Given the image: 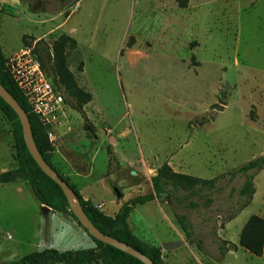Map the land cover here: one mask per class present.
Here are the masks:
<instances>
[{
  "label": "rangeland",
  "instance_id": "374dc122",
  "mask_svg": "<svg viewBox=\"0 0 264 264\" xmlns=\"http://www.w3.org/2000/svg\"><path fill=\"white\" fill-rule=\"evenodd\" d=\"M62 35L75 43L65 67L91 95L82 113L52 72V44ZM0 47L6 60L24 47L36 51L60 88L51 162L85 200L113 217L122 203L152 192L163 166L224 177L211 204L192 198L199 207L177 206L192 225L191 242L184 235L189 247L164 251L175 249V264H264V253L238 245L247 219L264 218L263 160L250 204L221 228L245 179L227 174L264 155V0H0ZM13 146L0 114V173L17 165ZM44 207L27 182L0 184V264L43 249L95 247L78 220ZM129 224L154 247L182 232L169 203L157 199L136 206ZM213 233L237 250L221 256Z\"/></svg>",
  "mask_w": 264,
  "mask_h": 264
},
{
  "label": "trees",
  "instance_id": "16d2710c",
  "mask_svg": "<svg viewBox=\"0 0 264 264\" xmlns=\"http://www.w3.org/2000/svg\"><path fill=\"white\" fill-rule=\"evenodd\" d=\"M180 7L184 8V5ZM70 45L73 47L75 45L74 41L64 35L60 36L52 44L51 50L54 62L52 72L58 78L67 96L74 101L72 109L82 113V107L90 101L91 95L84 89L76 86L72 75L65 67L64 52L67 48H71ZM33 52L36 51L33 50ZM6 61L0 47V86L25 111L35 149L40 158L56 172L51 162V145L47 137V129L31 112L27 100L10 75ZM0 114L10 124L14 140L15 161L17 163L15 168L0 173V184L25 181L41 205L49 208L54 213L67 216L72 221H77L70 201L31 157L24 143L19 118L1 96ZM261 169L262 159L256 158L227 174L228 181L233 180L236 176H243L245 179L237 192L236 202L232 204L234 207L237 205L236 210L231 213L228 211L230 214L221 224V228L250 204L255 194L253 180L256 173ZM251 171L252 174H249ZM221 178L224 177H215L210 180L200 179L189 175L174 173L167 166H163L151 178L152 192L136 196L122 203L113 217L105 215L95 205L85 200L73 186L69 185V187L76 197L78 206L98 231L138 251L152 264H165L161 257L160 247L151 246L132 234L128 219L133 209L138 205H143L156 199L160 202H168L172 211H174L176 224L180 227L186 239L191 242L190 238L192 233L190 229L192 225L185 216L177 214L175 209H177L178 205L185 203H188V206L191 208L199 207L196 202L190 201L192 198H196L199 201L205 200L208 204H211V195L216 190V185ZM180 191H184V195H178ZM214 238L217 243L216 249L221 256H224L227 251L237 250L236 245L221 241L215 235ZM94 242L96 244L94 248L68 251L43 249L26 254L18 260L7 264H92L96 261H99L101 264H143L138 259L115 247L104 244L96 239H94ZM238 245L252 256H262L264 247V218L251 215L247 219L241 228Z\"/></svg>",
  "mask_w": 264,
  "mask_h": 264
},
{
  "label": "built area",
  "instance_id": "2783aa9c",
  "mask_svg": "<svg viewBox=\"0 0 264 264\" xmlns=\"http://www.w3.org/2000/svg\"><path fill=\"white\" fill-rule=\"evenodd\" d=\"M6 66L31 112L46 127L49 141L52 140L53 132L49 127L64 105L60 88L46 77L42 64L30 48L24 47L9 57Z\"/></svg>",
  "mask_w": 264,
  "mask_h": 264
},
{
  "label": "water",
  "instance_id": "95a60500",
  "mask_svg": "<svg viewBox=\"0 0 264 264\" xmlns=\"http://www.w3.org/2000/svg\"><path fill=\"white\" fill-rule=\"evenodd\" d=\"M0 96L9 104V106L17 114L23 132L24 143L31 157L36 162L38 167L61 189L65 197L70 201L74 215L76 216L79 223L82 224V226L87 230V232L96 240L125 252L126 254L138 259L143 264H152L144 255H142L138 251L134 250L128 245H125L117 240L112 239L109 236L104 235L92 225L90 220L86 217V215L78 206L76 197L73 191L71 190V188L69 187V185L64 180H62L58 176V174L40 158L31 138L28 119L25 111L22 108H20V106L17 104L14 98L1 86H0ZM262 160L264 162V155L262 156ZM114 193L116 194L117 197L120 196V193L117 190H114ZM72 202L75 204L76 209L73 208ZM44 209L49 210V208L47 207H44ZM179 245H180L179 243H163L161 244L160 247L162 250H167V249L175 248L176 246Z\"/></svg>",
  "mask_w": 264,
  "mask_h": 264
},
{
  "label": "crops",
  "instance_id": "0c3cea01",
  "mask_svg": "<svg viewBox=\"0 0 264 264\" xmlns=\"http://www.w3.org/2000/svg\"><path fill=\"white\" fill-rule=\"evenodd\" d=\"M22 49V48H21ZM19 51V50H18ZM173 159L174 158H170V160L168 161V165H169V167H171V168H173L174 169V165H173ZM153 201H150V202H147V203H152ZM146 204V203H145ZM144 205V204H143ZM50 210V209H49ZM134 210V209H133ZM118 211V210H117ZM133 212V211H132ZM117 213V212H116ZM132 214V213H131ZM131 214H130V216H131ZM130 216H129V218H130ZM258 216V215H257ZM128 223H129V219H128ZM129 226H130V224H129ZM175 237H176V240H174V239H169V240H167V241H163L161 244H163V243H179L180 244V246L179 247H189V245H190V243L187 241V242H185V237H184V234H183V232H178V231H176L175 232ZM138 238V237H137ZM139 239V238H138ZM141 240V239H140ZM141 241H143L144 242V240H141ZM161 245H159V247H160ZM156 247V246H155ZM161 248V247H160ZM175 249H173V250H170L169 252L167 251H164V250H162L161 249V257H162V260H163V262L164 263H166V264H175V261H176V259H177V255L175 254ZM263 253H264V247H263ZM263 253H262V255H263ZM224 256H226V255H224ZM196 258H197V261H199V259H200V257L199 256H196ZM199 263H200V261H199ZM92 264H101L99 261H96V262H94V263H92Z\"/></svg>",
  "mask_w": 264,
  "mask_h": 264
}]
</instances>
